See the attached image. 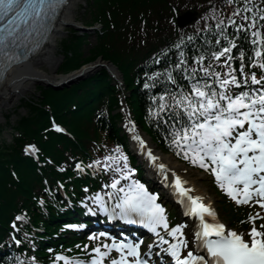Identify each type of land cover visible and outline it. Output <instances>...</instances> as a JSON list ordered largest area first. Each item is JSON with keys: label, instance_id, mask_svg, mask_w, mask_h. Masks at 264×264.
<instances>
[{"label": "snow or ice", "instance_id": "obj_1", "mask_svg": "<svg viewBox=\"0 0 264 264\" xmlns=\"http://www.w3.org/2000/svg\"><path fill=\"white\" fill-rule=\"evenodd\" d=\"M65 3L66 0H0V21H6L0 27V51L15 44L27 29L43 27L58 14V9ZM227 4L237 6L228 17L227 26L224 20L216 24L219 38L215 43L219 49L210 51L208 55L201 53L196 56L193 63L197 67L192 68L191 72L188 71L189 62L182 50L183 39L174 45L180 57L174 70L183 74L188 86L185 89L179 85L173 71H168L166 79L178 91L160 95L153 115L160 119L162 114L169 113L172 120L170 146L175 149L176 155L182 156L192 166L212 174L218 187L237 206L254 204L264 210V80L257 79L253 72L250 76L251 85L261 87L245 91L244 88L249 85V76L244 75L241 80L236 74L237 70L232 67L235 59L233 51L237 50L239 72H244L246 55L239 50L237 41L240 37L237 34L250 32L251 44L255 49L251 66L264 69V0H260L259 4L256 0H242V4L240 0H227ZM229 27L234 29L235 38L226 34ZM188 40H192V37H188ZM222 40L225 41L223 45ZM209 55L218 64L223 58L221 66L227 71H214L211 64H206ZM156 62L159 63L158 60ZM10 66L11 58L5 62V72ZM201 72L203 77L199 75ZM3 75L0 73V76ZM161 75L156 73L150 79L155 81ZM154 86L144 84L146 89ZM156 100L154 97V103ZM165 123L168 121L165 120ZM53 127L58 132L63 131L55 124ZM129 130L135 132V125ZM132 138L142 150L146 148V142L140 135L134 134ZM36 151L35 145L25 149L26 153ZM115 151L116 157L109 155L105 158L106 161L123 162L122 168L117 169L121 173L120 178L114 179L109 186L114 191L108 193V199L113 201L114 206L109 209L104 197L100 195L94 198V202L109 216L118 215L130 222H136L132 218L139 217L138 222L155 233L159 244L167 245L163 252L170 258L169 264H264V223L259 226L256 223L258 219L264 220V211L250 216L247 221L251 224L250 229L238 233L218 222L217 214L211 206L206 205L200 196L191 195L193 189L184 187V182L177 176L174 188L181 198L179 202L186 209L184 215L198 220L192 230L196 248L200 250V254H197L190 247L185 232L188 224L170 227L166 210L157 203L156 195L149 193L143 184L135 180L121 186V180L131 179L133 170L128 167V158L119 146ZM147 156L153 162L157 159L150 150ZM96 163L99 164V161ZM104 167L108 169L110 165L106 163ZM158 167L162 173L165 171L164 164ZM16 219L20 220L21 217ZM159 230H163L171 239H166ZM140 243L113 241L111 245H103L107 251L97 247L93 249L95 255L90 264H103L112 250L120 255L111 264H150L152 246H149V253L142 254ZM56 260L73 264L65 256L58 255Z\"/></svg>", "mask_w": 264, "mask_h": 264}, {"label": "trees", "instance_id": "obj_2", "mask_svg": "<svg viewBox=\"0 0 264 264\" xmlns=\"http://www.w3.org/2000/svg\"><path fill=\"white\" fill-rule=\"evenodd\" d=\"M98 1V0H97ZM102 2V8L103 11V18L104 20H108L106 9H109L113 13V17L116 19L120 14H127L128 9L131 10L132 8L143 10L144 11V17L148 22H146L147 27H151V18H153L152 9L154 8L155 2L158 0H99ZM164 0H161L162 2ZM209 1V0H207ZM98 4V3H97ZM142 6V7H141ZM141 7V8H139ZM97 9L99 10V4ZM219 11H224L225 9L219 7ZM136 12V11H131ZM139 12V11H138ZM135 15V14H134ZM142 18V20H143ZM141 20L140 22L136 23H130L127 28V35L134 37L136 32L140 29ZM107 30L111 31L110 24L107 23ZM133 31V32H132ZM111 37V36H110ZM115 37V36H114ZM108 38V36H106ZM77 41V42H74ZM116 39H112V42L105 41L103 42V45H99L96 48H94V53L89 60H84L83 55L81 52H78L79 48L82 46V39L73 36V39L69 41L68 43H64L65 51H66V67L71 68H78L80 67L81 63L88 62V61H94L98 57L102 56L104 59H108L113 61L115 64H117L120 69L124 72L126 76V81L128 84V87L133 89L132 95H131V101L134 106V109L136 111V114L139 117V120L141 121L142 115L144 114V109L146 106V98L140 92V89L134 84V80L132 79L130 75V64L128 61H126V55L123 53V51L114 43ZM69 43H71L69 45ZM150 44V43H148ZM72 56V62L68 61V59ZM69 63H71L69 65ZM107 79V76L100 75L96 76L92 79L87 80L85 83L81 84L79 87H74L73 90L68 91V95H66L67 101L70 97H72L74 94L77 93V89L84 87V92L87 94H94V90H98L100 88H103V81ZM96 85V86H95ZM89 86H93V89H90ZM95 86V88H94ZM112 89V87L108 86L107 90ZM43 90V95H45V100L48 101H41L39 104H34L31 102H25L24 106L29 110V118H23L19 126H17V129L19 128L22 130V132L26 136H37L39 133V130H42L43 128L47 127L49 125V113L45 112L43 107L46 104H49L50 101H53L54 103H50L51 107H53L54 113L56 114L59 121L66 122V119L69 116H77L78 113H69V108L63 106V100L59 99V94L53 91L52 89H46L41 88ZM36 128V130H35ZM17 142H21L20 140H17ZM48 145V144H47ZM15 145L7 146V145H0V197L6 196V185L11 181L13 183V190L16 187L17 191L12 192V199L8 200L2 207L3 209L0 210V220L4 217V213L9 207L14 206L15 197L17 195L23 194V195H30V190L26 185V177L28 174L22 172L21 169L18 170V174L21 177V183L17 184V182L12 178V175L9 172V169L7 168L9 164H15L18 166H25L27 170H29L32 174H34V164L31 161L23 160L19 156V152L17 151V147H14ZM15 148V149H14ZM44 150L46 153H50V150L47 146L43 145ZM13 151V152H12ZM30 193V194H27ZM1 208V207H0ZM3 224V223H2ZM4 227H7V224H5Z\"/></svg>", "mask_w": 264, "mask_h": 264}, {"label": "bare ground", "instance_id": "obj_3", "mask_svg": "<svg viewBox=\"0 0 264 264\" xmlns=\"http://www.w3.org/2000/svg\"><path fill=\"white\" fill-rule=\"evenodd\" d=\"M79 6L80 0H69L54 24V28L45 46L37 54L30 56L27 61L20 62L6 71L5 78L0 83V117L2 110L5 108H14L21 96L32 94L37 84L42 83L50 86H57L69 82L70 80H78L83 74L87 76L90 72H94L95 67H97L96 64L85 66L80 71L66 76H62L59 70L62 59L57 55V40L59 39L58 37L64 34L65 28L69 26L74 27L78 11L77 7ZM83 51L84 48L81 46L78 52ZM68 61H73L72 56ZM70 64L71 63H69V65ZM109 68L111 71L115 72L112 66H109ZM116 77L120 79L118 74ZM164 161L169 164L172 170L178 173L182 172V169H184L180 165H175L174 161L171 159H165ZM186 179L189 181L188 185L194 186L197 194H207L200 190L196 177L193 175H186ZM5 190L6 196L0 197V210H2V206L13 197V183L11 181L6 185ZM205 190H207V188Z\"/></svg>", "mask_w": 264, "mask_h": 264}, {"label": "rangeland", "instance_id": "obj_4", "mask_svg": "<svg viewBox=\"0 0 264 264\" xmlns=\"http://www.w3.org/2000/svg\"><path fill=\"white\" fill-rule=\"evenodd\" d=\"M89 4H90V0H80V6L77 7L78 11L76 14V20H75V26L79 27V31H81V33H87V39L88 42L92 45L95 43V35L97 32V30L95 29H99V26H96L95 28H91L88 29L84 26V24L88 23L91 21L90 16L88 15V10H89ZM75 30V28L73 29V26H69L67 28H65L64 30V34L61 37H58L59 39L57 40V51H58V56L59 58L62 59L63 61V45H62V41L66 40L67 38H69V36L71 35V33ZM88 46H84V53L89 56L88 54ZM61 65L62 63H60L59 66V70L61 69ZM46 86V84H37V86L33 89V93L32 94H27V95H23L19 98V100L16 102L14 108H5L2 110V114L0 117V124H6V118H10V122L11 123H15V121L17 120L16 118V110L19 108V106L21 105V103L23 102V100H28V99H37L39 98V89L40 87H44ZM34 99V100H35ZM25 111V110H24ZM23 111V109L19 110V114L21 113L22 115L25 114V112ZM6 138H10L9 133H5ZM205 184H202L204 186V189L207 188V190L209 191L211 188V185L208 182H204ZM215 202L217 203L218 206H221L220 204V200L218 197L214 198ZM221 208V207H220Z\"/></svg>", "mask_w": 264, "mask_h": 264}]
</instances>
